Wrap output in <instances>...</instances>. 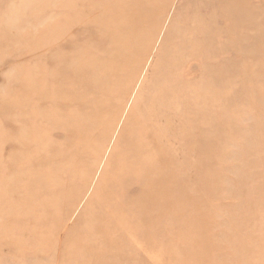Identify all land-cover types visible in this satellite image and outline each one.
I'll return each mask as SVG.
<instances>
[{
	"label": "rangeland",
	"instance_id": "1",
	"mask_svg": "<svg viewBox=\"0 0 264 264\" xmlns=\"http://www.w3.org/2000/svg\"><path fill=\"white\" fill-rule=\"evenodd\" d=\"M95 1L98 5L92 6L93 0H0V264H250L251 257L253 264H264V0L261 5L249 1L250 25L236 29L228 53L219 52L209 63L191 58L179 65L180 75L193 71L177 83L187 88L186 100L192 94L189 81L207 79L204 66L220 65L221 73L230 72L228 90L215 94L217 106L205 104V110L220 112L217 135L211 137L217 159H205L203 173L194 175L195 145L206 128L189 127L188 137L172 144L175 165L162 169L170 178L165 188L174 197L171 207L157 200L144 211L132 188H146L154 175H136L135 162L130 170L124 162L132 159L137 125L144 127V100L157 91L161 74L173 71L169 57L192 38L188 30L180 38L169 37L193 26L197 0H157L122 76L109 82L103 94L90 89L94 70L106 57L99 49L66 42L72 30L82 36L77 23L65 28V48L57 49L50 39L59 19L63 24L65 18L83 15L76 11L78 2L87 11L83 22L120 2ZM216 27L212 47L204 50L207 57L227 44L224 25ZM93 30L98 35L102 28ZM72 55L80 56V63L65 65ZM224 60L230 62L226 67ZM48 61L56 66L49 67ZM67 88L69 99L60 103ZM78 96L87 97L90 105L98 98L99 107L75 106ZM86 112L95 117L87 140L78 135L68 140L69 118L81 122L85 115L78 120L75 115ZM204 117L210 121V115ZM254 129L258 139L250 140L247 134ZM77 131L84 133L82 127ZM181 159L186 163L179 169ZM257 238L258 243L251 242ZM234 239L241 248L237 253H249L245 259L227 253Z\"/></svg>",
	"mask_w": 264,
	"mask_h": 264
},
{
	"label": "bare ground",
	"instance_id": "2",
	"mask_svg": "<svg viewBox=\"0 0 264 264\" xmlns=\"http://www.w3.org/2000/svg\"><path fill=\"white\" fill-rule=\"evenodd\" d=\"M101 1L105 3L109 0H101ZM249 1L251 0H197V2L193 4V9H194L193 26H191L189 29H186L184 31L180 29L177 33H173L172 35H170L169 37L170 40H172L176 35H179L180 38L181 35L188 30L187 34L189 36H192V38H190V40L186 42L184 46H181L180 49H178L177 56H173L171 58L169 57V59H171V62H169L170 65L169 69L172 68L173 71L168 70L165 73L163 72V74H161L160 76V81L158 84L157 91L156 92L154 91L153 95H148V97L144 100L145 107L142 110L144 112L141 113L142 117L145 116L143 122L144 127L141 128L139 127L140 125H137L136 132L138 134V141L136 142L135 146L132 148L133 151L132 159L129 161L126 160V162H124V167L126 170H130L133 167V165L131 164L132 160L133 162H135L134 174L136 175H140L144 177L147 174L154 175L153 180L150 179L151 181L147 185L145 184L146 188L143 189L136 187L132 188V189H136L138 193V198H141L138 199L137 201L138 209L144 211L147 205H150L152 207L154 206L157 200H160V204L163 203L164 206L166 205L167 207L170 206V200H171L170 198L173 199L174 197L172 196L170 197L169 196L170 194H168L170 187L168 188L167 186L168 191L165 188L170 178L169 175L162 174L163 171L162 169L168 165H173V164L175 165L174 157L171 155L172 144L174 143V141H178V139H182V138L184 139L185 137H188L187 129L189 127L194 128L193 130L196 129L197 131H199V127L204 126V128H206L205 129L206 132L202 133V131L201 132L199 131L200 139L199 141H197L195 145V152H196L198 164L193 170L195 171L194 175L198 176L200 172L203 173L204 168L202 164L205 159L208 161L211 160L212 158L214 160L217 159L215 158L213 152V143L211 141V137L217 135L216 121L218 120V115L220 112H217L215 110L209 112L205 110V104H207V102H210L213 104L214 107L217 106L216 100H218V98L215 97V94L219 90L221 91L228 90L227 86L231 85V82L227 81V79L230 78V72L226 74L221 73L219 70L220 65L219 66L214 65L211 67L204 66L202 70H203V74L207 77V79L202 78L199 80H195V78H193L192 80H190L189 87L192 89V94L190 99L186 100L187 97H184L183 95L186 94L187 88H184V86H177V83L178 82L180 83L179 79L187 78V75L193 73V71H190L188 74L180 75L178 67L182 62L184 63V60L186 59L192 58L193 60L196 59L209 63L213 59L217 58L219 52L228 53L232 45H234L233 35L236 32V29H240V31H242V29H247V27H249L250 25V22L247 18V11L248 9L251 8ZM256 1L257 4L261 5L262 2L260 0H256ZM156 2L157 0H125V1L120 0V2H117L115 4L116 8H114V6H110L109 8L106 9V11H102L101 14L98 15V18H96V20L85 21V22L83 21L87 16L86 14L87 11H85L86 9H84V5L78 2L77 6L79 7L77 8L76 11L78 13H83V15L80 18L79 15L77 14H74V16L70 19L68 18V20L67 18H65L62 20L63 24H61V20L59 19L58 26L55 29V31H53L52 37H50L51 43L53 44L57 43L56 46L57 49L59 47L65 48L64 46H61L63 45V42L61 43L62 37L65 35V33H67V30H65V28L71 29V25L77 23L75 28L80 27L83 30L82 36L78 32L74 33L75 31L72 30L71 33L73 32L74 34L72 35V39L75 42H73L72 39H68L66 40V42L72 47L78 45L81 48L83 46L90 50L93 49V51L99 49L102 56L106 57V60L102 61L101 64H99V66H97V68L94 70L93 76L95 78V81L93 82L90 89L91 90L90 93L92 94L94 93L103 94L107 89L111 88L109 82H111L112 80H116L122 76L127 65L126 62L129 56L128 53L134 51L139 45L140 43L139 36L141 35L144 27L147 25L149 19L148 17L149 12L156 5ZM94 5H98L95 0H93L92 2V6ZM114 11L115 13H112ZM199 12H203L204 14L207 15V17L206 18L202 17ZM82 22L83 24L81 25ZM203 22H205V26L201 27V24ZM216 23H220L221 25L222 24L224 25L223 28L226 29L227 31L226 39H225V42L227 44H225L223 48L217 50V53L211 54V56L209 55L207 57L204 50L207 48L210 49L212 47L213 36L211 37V34L219 33V32H215L217 30ZM94 27H96L97 29L98 27L102 28L101 31L98 30V35L93 30ZM88 28H92V30H87ZM105 33H107V35L103 37ZM115 34H120L122 38L120 39L114 38ZM220 38L222 37H219V39ZM182 41L183 40H181L180 44L182 43ZM73 43H76V45H74ZM104 44H108L110 47L107 50H103L102 47ZM168 44L170 43L168 42ZM68 49H70L69 46ZM170 49L168 51L169 53L171 52ZM86 57L87 55L83 56L84 61ZM80 60H81L80 56L72 55V58L70 60H65L64 64L68 66H74L80 63ZM227 60L222 61L223 67H226V65L230 63ZM48 63H49V67L51 68H53L55 65V63H51L49 61ZM60 66L61 68L63 67L61 61H60ZM61 73L67 74L63 69L61 70ZM70 93H71L70 89L68 88L64 89L63 93L58 99L59 102L60 103L63 102L62 99L64 100L69 99ZM86 98L87 97L78 96L76 99H74V105L77 107L79 106L85 107L86 105H89L88 107H86L87 109H91V108L97 109L99 107L100 102H98V98H96V100L92 99L93 103H91V105L85 103ZM258 101H261V99H259ZM64 102H66V105L70 109L71 104L68 103V101H64ZM226 105L227 103H225V105L222 104V106L224 107H227ZM80 108L82 109V107ZM205 114L211 116L210 121H204ZM79 115L80 113L75 115V118H77V120L79 117L82 118L85 115L84 119L81 122L80 120L72 122L73 120H71L70 118L68 120V125H69L68 126L69 134L67 136L68 140L69 138L75 137L77 135L81 136L80 138H83V140H87L88 138L87 134L90 131L89 126L93 122L95 117L92 118L88 116L87 112L81 114L80 116ZM211 120H213L214 122L211 123ZM176 122H179V124H176ZM58 127H62V124L61 123L58 124L57 128ZM81 127H82V131L84 132L83 135L77 131ZM256 133L257 130L254 129L253 131L247 134V137H250V140L251 138L253 140H256L258 139L256 137ZM189 137H191V135ZM143 142L145 143L148 142L149 145H144ZM74 145H78V143L75 142ZM148 150L154 152L152 154H149ZM235 157L236 155L235 156L229 155L227 158H232L235 160L236 159ZM185 159L187 160V158ZM183 161L184 160H182V162L179 161V163H176V166H178L179 169L182 166L185 167L184 163L186 162ZM168 170H170V168ZM245 172L249 174L250 171L249 169H245ZM159 173H161V176H159L160 175ZM259 175H262V173ZM121 177L123 176L121 175ZM124 179L126 178L124 177ZM182 179L184 181V178ZM130 180L134 181V179H130ZM177 182L179 183V181ZM214 183L216 182L214 181ZM179 187H182V184ZM261 192L262 190H260V192L257 195L261 196ZM173 194L175 195V192ZM182 198L183 197H181V199ZM98 201L100 202V199ZM160 212L164 213L165 211L163 208H161ZM243 223L244 222H242L241 225H243ZM239 225L240 223L237 224L235 223V225L232 226H239ZM233 232L239 235V232H237L236 230H234ZM236 241H237L236 239L232 240L231 245L226 249V251L233 257L245 259V257L249 255V253L245 251H240L239 253H237V250H240L241 248H237L235 246ZM257 241H260V239L257 238L256 240H251V242H257ZM251 261L252 262H250V264H253L254 260H252V257H251Z\"/></svg>",
	"mask_w": 264,
	"mask_h": 264
}]
</instances>
